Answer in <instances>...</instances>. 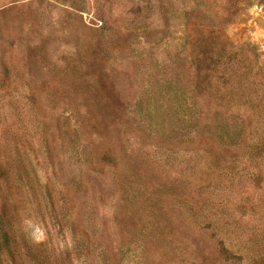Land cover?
<instances>
[{"label":"rangeland","instance_id":"rangeland-1","mask_svg":"<svg viewBox=\"0 0 264 264\" xmlns=\"http://www.w3.org/2000/svg\"><path fill=\"white\" fill-rule=\"evenodd\" d=\"M0 264H264V0H0Z\"/></svg>","mask_w":264,"mask_h":264},{"label":"trees","instance_id":"trees-1","mask_svg":"<svg viewBox=\"0 0 264 264\" xmlns=\"http://www.w3.org/2000/svg\"><path fill=\"white\" fill-rule=\"evenodd\" d=\"M257 154V153H256Z\"/></svg>","mask_w":264,"mask_h":264}]
</instances>
